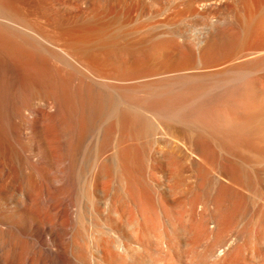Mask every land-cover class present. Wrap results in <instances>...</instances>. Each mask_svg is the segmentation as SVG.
Returning <instances> with one entry per match:
<instances>
[{
    "label": "bare ground",
    "instance_id": "6f19581e",
    "mask_svg": "<svg viewBox=\"0 0 264 264\" xmlns=\"http://www.w3.org/2000/svg\"><path fill=\"white\" fill-rule=\"evenodd\" d=\"M143 9L0 11V264H264V0Z\"/></svg>",
    "mask_w": 264,
    "mask_h": 264
},
{
    "label": "rangeland",
    "instance_id": "374dc122",
    "mask_svg": "<svg viewBox=\"0 0 264 264\" xmlns=\"http://www.w3.org/2000/svg\"><path fill=\"white\" fill-rule=\"evenodd\" d=\"M147 1L148 0H145V1L144 0H128V1L123 0L122 2V0H120V2H117V1L115 2V0H110L106 3V8L104 9V13L99 15L100 17L99 16L95 18L93 17V19L91 18V16H87L85 14L82 15L83 17L81 15L79 16L80 14L79 10L75 9L76 7L74 6L75 5L74 2L76 4L78 3L76 0H74V2L71 0L70 1L69 0H58V1L57 0H0V8H2L0 9V11L2 13L5 12L9 16L10 14L11 16L14 14L15 16L17 15V13H19V15L20 14L24 15L25 17H27V19L39 25V27H41L43 31L45 30L44 32L49 34L50 36L55 37V38L58 37L62 39H66V38L70 39V36L75 37V38L77 36L78 37L79 36L80 37L81 36L82 37L83 36L92 37L94 34H96V30H95L96 26H98L99 23L102 24L105 21L106 22L117 21V20L127 21L129 19L135 20V17L138 19L139 18L143 19L144 16L142 14L138 16L139 15L137 14L138 11L142 10L143 8H144L143 10H147L149 7H152V5L157 6L159 2H162V1L164 2L165 0H149L148 2ZM166 1H170V0H166ZM154 2H156V4ZM108 5L110 8H108ZM111 6H112V10H111ZM40 7L43 8L44 12L41 11L42 13H38L40 12L38 10L39 9L41 10ZM117 9L118 10L120 9L119 12ZM114 11H116V13ZM118 13L120 17L119 15H117ZM183 15L185 16V14ZM102 16H105V17L102 18ZM113 16L115 18H113ZM116 16L118 18H116ZM54 18H57L60 24L58 23L56 26L51 25V21H53ZM186 18L187 17L183 19H186ZM191 18L192 17H190L189 19ZM2 70L5 72L7 68L3 66ZM6 73L4 74L8 76L9 69L6 71Z\"/></svg>",
    "mask_w": 264,
    "mask_h": 264
}]
</instances>
